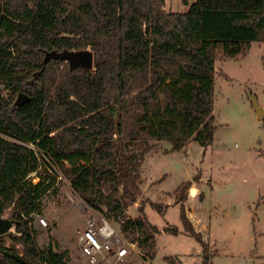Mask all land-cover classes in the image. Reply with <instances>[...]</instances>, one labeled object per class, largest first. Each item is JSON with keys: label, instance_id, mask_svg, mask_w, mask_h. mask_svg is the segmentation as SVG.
<instances>
[{"label": "trees", "instance_id": "16d2710c", "mask_svg": "<svg viewBox=\"0 0 264 264\" xmlns=\"http://www.w3.org/2000/svg\"><path fill=\"white\" fill-rule=\"evenodd\" d=\"M253 41H264V0H196L187 12L165 10L164 0H0V213L14 228L0 235V264H71L39 246L29 217L58 176L153 259L159 229L142 205L126 213L145 154L157 140L171 150L212 143L215 62L244 56ZM87 47L91 70L43 65L45 51ZM19 92L29 100L13 108ZM189 186L176 188L174 202L210 264L185 211Z\"/></svg>", "mask_w": 264, "mask_h": 264}, {"label": "rangeland", "instance_id": "374dc122", "mask_svg": "<svg viewBox=\"0 0 264 264\" xmlns=\"http://www.w3.org/2000/svg\"><path fill=\"white\" fill-rule=\"evenodd\" d=\"M164 1L167 11L189 8L181 0ZM249 95L264 109V41L251 42L244 56L215 62L212 115L217 129L212 143L202 147L191 140L181 150H171L169 141L152 142L139 169V198L126 213L134 217L137 206H143L148 221L159 229L156 254L145 258L119 223L110 220L127 250L123 260L114 264L202 263L203 248L185 230L180 204L174 202L182 182L190 183L185 211L209 243L210 264H264V120L258 118ZM51 164L44 159L43 167L56 171ZM40 175L38 170L30 177L36 182ZM150 201L160 205V211ZM29 217L39 246L50 244L71 264H88L79 236L87 221L98 223L103 212L87 206L68 180L58 176Z\"/></svg>", "mask_w": 264, "mask_h": 264}, {"label": "built area", "instance_id": "2783aa9c", "mask_svg": "<svg viewBox=\"0 0 264 264\" xmlns=\"http://www.w3.org/2000/svg\"><path fill=\"white\" fill-rule=\"evenodd\" d=\"M41 222L46 224L42 218ZM81 254L88 264H114L126 255V248L120 245L118 232L110 220L102 218L98 223L89 219L79 236Z\"/></svg>", "mask_w": 264, "mask_h": 264}, {"label": "water", "instance_id": "95a60500", "mask_svg": "<svg viewBox=\"0 0 264 264\" xmlns=\"http://www.w3.org/2000/svg\"><path fill=\"white\" fill-rule=\"evenodd\" d=\"M63 60L68 63L70 68H83L86 70L93 69V53L91 49H80V50H67L63 49L61 51L50 50L45 51L43 58V65L50 59ZM252 105L256 111V114L260 120H264V109L260 107L257 98L253 95H249ZM29 100V97L23 93L19 92L12 104V107H17L22 103ZM13 226V221L7 217H3L0 213V235L11 230Z\"/></svg>", "mask_w": 264, "mask_h": 264}, {"label": "crops", "instance_id": "0c3cea01", "mask_svg": "<svg viewBox=\"0 0 264 264\" xmlns=\"http://www.w3.org/2000/svg\"><path fill=\"white\" fill-rule=\"evenodd\" d=\"M196 0H189V4L187 5V6H189L190 4H192V3H194ZM165 2V1H164ZM187 198H188V196H187ZM187 201V200H186ZM186 201H185V203H186ZM188 216V215H187ZM189 217V216H188ZM202 234V233H201ZM203 236V235H202ZM203 238H205V237H203Z\"/></svg>", "mask_w": 264, "mask_h": 264}]
</instances>
